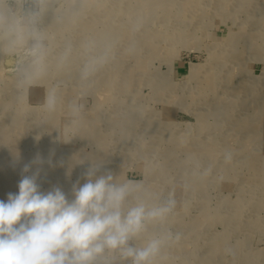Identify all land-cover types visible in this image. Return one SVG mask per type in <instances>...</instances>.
<instances>
[{
    "label": "rangeland",
    "instance_id": "374dc122",
    "mask_svg": "<svg viewBox=\"0 0 264 264\" xmlns=\"http://www.w3.org/2000/svg\"><path fill=\"white\" fill-rule=\"evenodd\" d=\"M38 153L69 200L92 161L174 191L155 264H264V0H0V200Z\"/></svg>",
    "mask_w": 264,
    "mask_h": 264
},
{
    "label": "clouds",
    "instance_id": "9594fccd",
    "mask_svg": "<svg viewBox=\"0 0 264 264\" xmlns=\"http://www.w3.org/2000/svg\"><path fill=\"white\" fill-rule=\"evenodd\" d=\"M41 49L37 43L32 55L39 57ZM107 62V54L91 60L85 65V78ZM56 105L55 94H50L46 110L54 112ZM82 108L71 107L72 123L78 122ZM232 158L230 151L224 153L225 163ZM45 163L52 162L38 153L23 166L26 174L18 193L0 200V264H111L117 256L131 264H155L166 247L181 239L167 226L177 206L174 191L161 200L142 181L117 182L111 170L102 171L103 161H92L82 174L85 182L73 184L69 200L58 186L40 191L37 181ZM149 226L159 230L141 246L131 243L144 237Z\"/></svg>",
    "mask_w": 264,
    "mask_h": 264
},
{
    "label": "bare ground",
    "instance_id": "6f19581e",
    "mask_svg": "<svg viewBox=\"0 0 264 264\" xmlns=\"http://www.w3.org/2000/svg\"><path fill=\"white\" fill-rule=\"evenodd\" d=\"M53 121V120H52ZM49 124V123H48Z\"/></svg>",
    "mask_w": 264,
    "mask_h": 264
}]
</instances>
